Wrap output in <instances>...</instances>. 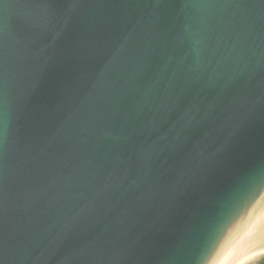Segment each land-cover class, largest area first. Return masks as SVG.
I'll use <instances>...</instances> for the list:
<instances>
[{
  "label": "water",
  "instance_id": "95a60500",
  "mask_svg": "<svg viewBox=\"0 0 264 264\" xmlns=\"http://www.w3.org/2000/svg\"><path fill=\"white\" fill-rule=\"evenodd\" d=\"M263 247L264 0H0V264Z\"/></svg>",
  "mask_w": 264,
  "mask_h": 264
},
{
  "label": "bare ground",
  "instance_id": "6f19581e",
  "mask_svg": "<svg viewBox=\"0 0 264 264\" xmlns=\"http://www.w3.org/2000/svg\"><path fill=\"white\" fill-rule=\"evenodd\" d=\"M254 250V251H253ZM260 254H264V247L258 250L255 249H251L246 256L244 257V259L242 260V262L240 264H244L247 261L251 260L252 258H254L255 256H260Z\"/></svg>",
  "mask_w": 264,
  "mask_h": 264
},
{
  "label": "rangeland",
  "instance_id": "374dc122",
  "mask_svg": "<svg viewBox=\"0 0 264 264\" xmlns=\"http://www.w3.org/2000/svg\"><path fill=\"white\" fill-rule=\"evenodd\" d=\"M244 264H264V254H260V256H255Z\"/></svg>",
  "mask_w": 264,
  "mask_h": 264
},
{
  "label": "snow or ice",
  "instance_id": "6c2138e0",
  "mask_svg": "<svg viewBox=\"0 0 264 264\" xmlns=\"http://www.w3.org/2000/svg\"><path fill=\"white\" fill-rule=\"evenodd\" d=\"M248 203H250V201H248ZM241 210L246 211L247 210V206L246 205H241V207L238 208L236 211H237V213H239ZM212 251H214V245H210V247H209V251L206 254L208 258L211 257Z\"/></svg>",
  "mask_w": 264,
  "mask_h": 264
}]
</instances>
